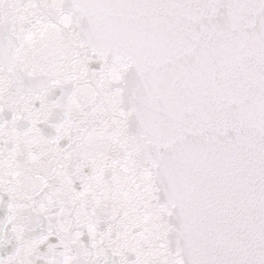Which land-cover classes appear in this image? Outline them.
<instances>
[{
    "label": "water",
    "instance_id": "obj_1",
    "mask_svg": "<svg viewBox=\"0 0 264 264\" xmlns=\"http://www.w3.org/2000/svg\"><path fill=\"white\" fill-rule=\"evenodd\" d=\"M0 264H264V0H0Z\"/></svg>",
    "mask_w": 264,
    "mask_h": 264
}]
</instances>
